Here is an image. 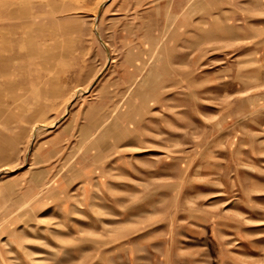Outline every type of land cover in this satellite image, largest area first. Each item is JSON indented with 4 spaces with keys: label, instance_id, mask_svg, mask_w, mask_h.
<instances>
[{
    "label": "rangeland",
    "instance_id": "rangeland-1",
    "mask_svg": "<svg viewBox=\"0 0 264 264\" xmlns=\"http://www.w3.org/2000/svg\"><path fill=\"white\" fill-rule=\"evenodd\" d=\"M184 1L0 0V264H264V0Z\"/></svg>",
    "mask_w": 264,
    "mask_h": 264
},
{
    "label": "crops",
    "instance_id": "crops-1",
    "mask_svg": "<svg viewBox=\"0 0 264 264\" xmlns=\"http://www.w3.org/2000/svg\"><path fill=\"white\" fill-rule=\"evenodd\" d=\"M140 1L142 5H147L146 10H163L166 9V7L170 8V10H173L172 13L177 16L182 8L185 6V1L184 0H137ZM149 8V9H148Z\"/></svg>",
    "mask_w": 264,
    "mask_h": 264
}]
</instances>
